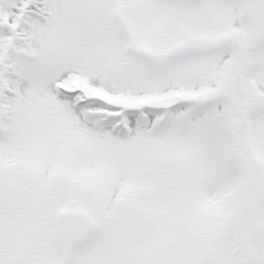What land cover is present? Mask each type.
I'll return each instance as SVG.
<instances>
[{
  "label": "snow or ice",
  "instance_id": "6c2138e0",
  "mask_svg": "<svg viewBox=\"0 0 264 264\" xmlns=\"http://www.w3.org/2000/svg\"><path fill=\"white\" fill-rule=\"evenodd\" d=\"M0 264H264V0H0Z\"/></svg>",
  "mask_w": 264,
  "mask_h": 264
}]
</instances>
